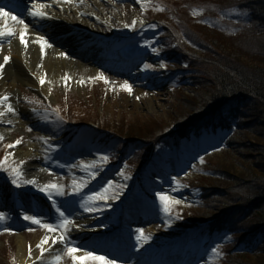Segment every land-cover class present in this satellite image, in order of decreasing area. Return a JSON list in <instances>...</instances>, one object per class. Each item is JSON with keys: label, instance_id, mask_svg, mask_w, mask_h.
I'll use <instances>...</instances> for the list:
<instances>
[{"label": "rangeland", "instance_id": "374dc122", "mask_svg": "<svg viewBox=\"0 0 264 264\" xmlns=\"http://www.w3.org/2000/svg\"><path fill=\"white\" fill-rule=\"evenodd\" d=\"M87 1H89L88 4ZM100 1L111 13L104 9H98L97 5L92 3V0L77 1L76 3L79 2V4H76L75 7L94 13L98 18L104 20L105 26H103L101 34L106 39H112L113 42L118 41V39H130V47L135 50L133 55L128 56L133 62L130 71L125 73L122 70L125 69L123 63H114L113 61H110L113 64H109L105 68L92 70L86 66L87 63L82 56H71L69 61L74 63L76 67L84 66L86 71H78L75 80H71L67 74H63L61 81L51 87L50 92L45 94L44 97L49 101V105L69 101L74 108L80 106L92 109L95 112L98 109L101 116H103L105 126L114 129L123 126V129L126 130L128 124L130 129L151 128L156 122L170 125L173 99L183 92L185 94H190V92L187 86L178 82V80L173 83L161 79L157 80L155 76H151L153 71L146 67V63H152L160 71L165 69L160 52L162 47H158L156 44L152 50H150V47H144L147 37H155L151 34L152 32L149 36H147L145 30L136 34V31L140 27H144L150 18L147 4L144 0ZM56 3L60 6H66L63 0H57ZM133 22H135L134 28L125 27V25H132ZM139 52H143L146 56L141 59L138 58L137 53ZM108 53L118 55L116 51H111L110 48ZM121 54L124 53L121 52ZM39 59L41 58L39 57L36 63L39 62ZM141 71L143 73L139 74ZM100 74H103V77L108 81L107 83L104 79H98ZM158 76L160 74L156 77ZM125 83L131 86V92L122 88ZM17 88L16 92L18 90L22 92L33 87L31 85H18ZM21 100L20 106L22 109H26L30 113L25 114L22 121L17 119L16 122L19 124H14V118L8 113L4 117H0V126H4L3 129L12 132L9 138L0 141V145L7 141L15 144L17 140H21L19 145L5 153V156L9 157L8 162L16 165L21 161L24 163L20 169L23 175L18 177L19 187L17 184L11 183L13 188H7V184L0 182L2 197L7 194L9 202L13 200L15 204H18L16 210L11 208V212H5L3 214L4 219L0 220V264H21L19 257L20 238L24 239V250L27 259L29 262H34L36 255L41 257L37 245L45 237L49 240L51 236L58 233L65 237V245L80 250L76 253L78 259L74 262L67 254L66 247H64L60 255L62 257L61 264H102L101 261L91 259L85 255V253H93V251L82 248L84 243H88L101 251L95 254L96 256L104 257L106 260L113 261L114 264H165L172 259L169 258L170 254L160 257L162 251L167 249L166 252H178V255L173 257L171 264H209L207 254L212 255L214 247H211L209 251L206 250L204 253H200L199 257L196 255L191 260L192 254H196L197 251L196 244H192L194 236L201 238L207 230L189 225L186 221L183 223L177 216H171L165 211L164 204L160 200V194H163L172 200L179 201L178 204L173 205L182 208L186 213L190 212L191 207L195 205L199 192L197 190L189 191L187 186L181 183L195 178L196 172L201 168L200 166L198 168L199 163L191 154L188 153L182 156L183 169H175L174 165L176 163L173 153L170 150L162 152L159 161L164 165L163 168L170 179H160V175L154 174L156 171L149 169V174L151 171L155 182L145 181L144 190L138 189L136 185L135 191H130L132 186L131 176L122 174L121 171L115 173L111 180L117 182V184L106 188L108 189L107 199L100 202L105 203V205L87 211L86 208L91 204V201L81 200L80 196L76 194L77 190L73 189L72 196L69 199H64L63 195H57L55 191L52 192L51 198H49V195L41 192L39 188L49 183H55L64 189V182L68 180L67 177L79 178V176H82L84 167H79L78 161L87 160L88 157H81L82 155L78 153H86L88 144L85 143L83 147L79 145L70 146L66 140V134L61 130V124L56 119L44 111L32 110L28 105L29 102L24 101L23 97H21ZM3 110L6 111V109ZM20 114L22 113L20 112ZM207 146L208 144L205 145V147ZM205 147L203 150H205ZM56 148L64 149L58 151ZM17 151H22L25 154L31 151V153L24 159L19 160L16 156ZM10 153L11 155H9ZM63 154L65 160H67L66 165L62 166L51 162L52 159L57 160ZM209 154V157H212L209 159L223 155L220 151ZM37 161L39 165H42L39 169L46 170V175L36 185L24 183V181L29 180L26 177V166L33 165ZM84 180L88 186L95 184L88 192L93 191L96 194L103 192L105 189L100 187V181L95 182V180H92L91 174ZM26 187L28 189H25ZM146 191L155 193V201L147 197ZM42 198L46 199L49 205L53 207L56 222L50 223L46 215L43 214L32 216L40 219L42 223L51 224L55 231L49 232L39 224H34L29 220H26L23 224H16L17 218L28 216L26 210L30 208L29 205L39 203ZM118 207L122 208L120 218L123 221V232L127 231L123 235L113 233V230L117 227ZM143 211L145 214L152 216L150 220L146 221L140 218L139 222L138 220L133 222L130 219L134 217L136 212ZM60 212H63L64 217L72 222L67 226V229L61 227L64 217L60 216ZM189 221L194 222L195 220L190 218ZM138 230H142L143 236L148 237V239H138L141 236V232ZM93 231L98 232L99 236L92 235ZM47 234L49 235L47 236ZM70 235L75 236V238H70ZM109 235L110 238H107ZM102 247L106 250L102 251ZM50 248L55 247L50 244ZM29 250H31V255H29ZM108 251H111V253ZM45 253L46 251L43 257ZM125 253H127V256Z\"/></svg>", "mask_w": 264, "mask_h": 264}, {"label": "trees", "instance_id": "16d2710c", "mask_svg": "<svg viewBox=\"0 0 264 264\" xmlns=\"http://www.w3.org/2000/svg\"><path fill=\"white\" fill-rule=\"evenodd\" d=\"M154 2L163 9L164 55L177 62L193 95L175 98L170 125L122 131L142 142L130 168L176 138L182 148L193 136L216 143L223 155L206 160L189 183L201 196L183 216L213 222L205 238L221 240L215 262L264 264V0Z\"/></svg>", "mask_w": 264, "mask_h": 264}, {"label": "bare ground", "instance_id": "6f19581e", "mask_svg": "<svg viewBox=\"0 0 264 264\" xmlns=\"http://www.w3.org/2000/svg\"><path fill=\"white\" fill-rule=\"evenodd\" d=\"M86 3L88 4L89 1ZM92 3L96 4L98 9H104L108 13H111L100 0H92ZM76 4H79V2L68 6H60L56 3H44L46 5L44 8L46 16L43 18L31 15L33 11L32 7L28 16L23 17V24H18L11 20L10 16L0 18V26L3 27L7 24L13 28L16 34L18 31L20 33L25 32L24 25H27L25 34L27 46L21 42L19 37L16 38L15 35L10 38L0 37V64H4L5 56L10 58L7 64H4L3 73L0 74V97L5 95L9 97V103L15 109V114L8 113V115L14 118L13 123H16V117H20L18 115L19 105L16 95L18 85H41L40 78L44 77L46 82L43 84V91L50 92V88L61 81L63 74H67L71 80H75L77 72L86 71V69L82 65V67H76L74 63L69 61L70 56L73 55L82 56L84 61L88 62L86 66L92 70L105 67L108 59L110 61L113 60L107 56V45L109 46L112 42L106 41V39L99 37L97 34L101 33L103 26H105L104 20L98 18L94 13L92 14L82 8L75 7ZM39 38H43L50 46L42 49ZM17 40L20 41L19 47L14 44ZM39 57L43 58V60L39 59V62L36 63ZM39 63L40 65L37 66ZM23 111L25 112V110ZM10 134L9 130L0 128V136H10ZM30 153L31 151L28 154L17 151L16 156L25 158ZM35 164L38 165V163ZM33 166L31 165L30 167ZM44 174H46L45 171H40L39 167L36 170H29L30 178L36 182L41 181V176ZM144 214L140 213L133 219L139 220L140 218L149 216L147 213ZM92 233L97 234L94 231ZM61 237V235H57L55 238H50L44 245L46 249L45 256L41 259V257L36 255L34 262H29L26 259L25 242L23 238H20L19 257L21 264L53 263L55 257L61 255ZM50 244L55 248H50ZM83 248L87 249L89 245L83 244ZM166 251H163L160 257L168 255Z\"/></svg>", "mask_w": 264, "mask_h": 264}, {"label": "snow or ice", "instance_id": "6c2138e0", "mask_svg": "<svg viewBox=\"0 0 264 264\" xmlns=\"http://www.w3.org/2000/svg\"><path fill=\"white\" fill-rule=\"evenodd\" d=\"M65 2L70 3L71 0H65ZM144 2L147 3V2H150V0H144ZM45 7H46V5H44V4L33 5V11L31 12V15L36 16V17H41V18L45 17L46 16V12L44 11ZM158 10L162 11L163 9H158ZM6 15L7 14L3 12V9H0V18L4 17ZM10 19L15 21L18 24L24 23L22 20H17L16 17H10ZM125 27H133L134 28L135 22H133L132 25H125ZM24 28H25V32H21L19 34V38H20L21 42L24 43L25 46H27V42L25 40L27 25H24ZM14 35H16L15 31L13 30L12 27H9L7 24H5L3 27H0V37L10 38ZM39 40H40L42 49L46 46H50L47 44V41L43 40V38H39ZM9 59H10L9 57L5 56L4 57V64H7ZM4 64H0V74L3 73ZM146 67H149V66H146ZM98 79H104L106 83L108 82L106 80V78L103 77V74H100ZM45 82H46L45 78L41 77L40 78V84L43 85ZM122 88L124 90L131 92V86L128 85L127 83H125L122 86ZM3 109H6V111ZM7 113L15 114V109L13 108L12 104L9 103V97L7 95H5L2 98H0V117H4ZM9 123H11V121H9ZM29 131H31V129H29ZM3 139H4V137L0 136V141H3ZM20 143H21V140H17L15 142V144H8L7 147L9 149H11V148H14L16 145H19ZM9 155H11V153ZM8 159H9V157L5 156L4 159L2 161H0V170L9 171ZM107 159H108L107 156L103 157V160L107 161ZM202 162H203V159L201 158V163ZM20 163L22 165L23 161H21ZM86 167H89V166H86ZM11 174L14 176L13 183L17 184V186L19 187L20 184L18 183L16 178L23 175V173L20 170V166L11 167ZM24 183L32 184V185L37 184V182L35 180H26V181H24ZM73 185H74V190H77V191L84 186L81 184H76L75 181L73 182ZM109 187H111V185H109ZM39 190L41 192H45L46 194H48L49 198H51V194L53 191H55V193L57 195H63L64 194L63 187L58 185V184H55V183L46 184L43 187H40ZM107 191H108V189H104L103 192H98L94 196L89 197V200L107 199V196H106ZM160 200L164 204V208H165L166 212H170V206L172 204H178L179 203V201L172 200L170 197L163 195V194H160ZM86 210L90 211L92 209H86ZM57 211H59V209H57ZM60 216L64 217V213L60 212ZM3 219H4V215L2 213H0V220H3ZM24 219L29 220L34 224H39L41 227L47 229L49 232L55 231V229L53 228V226L51 224L42 223L41 220L37 219L36 217L25 216ZM71 223L72 222L70 220H68L67 217H64L63 223L61 224V227H64L65 229H67V226ZM138 231L141 232V236L138 237V239H143V240L148 239V237L143 236L142 230H138ZM60 239H61V241H63V237H61ZM47 240H48V238L45 237V239L42 240L41 243L37 245V247L40 249L41 259H43L44 252L46 251V249L44 248V244L47 243ZM65 247H66L67 254L72 258V260L74 262L77 261L78 257L76 256V253L80 250L78 248H75V247H69L68 245H65ZM213 251L215 252L216 255H219V251L217 249H214ZM29 255H31V250H29ZM85 255L90 257L91 259L101 261L102 264H114L113 261L106 260L104 257L94 256L90 252L85 253ZM61 260H62L61 256H56L53 264H61Z\"/></svg>", "mask_w": 264, "mask_h": 264}]
</instances>
